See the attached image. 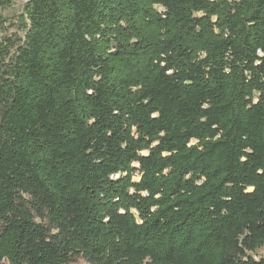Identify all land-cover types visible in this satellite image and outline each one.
<instances>
[{
  "label": "trees",
  "instance_id": "trees-1",
  "mask_svg": "<svg viewBox=\"0 0 264 264\" xmlns=\"http://www.w3.org/2000/svg\"><path fill=\"white\" fill-rule=\"evenodd\" d=\"M12 3L0 264H264V0Z\"/></svg>",
  "mask_w": 264,
  "mask_h": 264
},
{
  "label": "rangeland",
  "instance_id": "rangeland-1",
  "mask_svg": "<svg viewBox=\"0 0 264 264\" xmlns=\"http://www.w3.org/2000/svg\"><path fill=\"white\" fill-rule=\"evenodd\" d=\"M28 0H13L12 6L8 9L1 11L2 15L8 17H14L22 13L23 7ZM9 32H15V29L9 30ZM259 254H264V247L259 251ZM83 264V263H80Z\"/></svg>",
  "mask_w": 264,
  "mask_h": 264
}]
</instances>
